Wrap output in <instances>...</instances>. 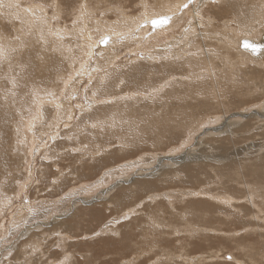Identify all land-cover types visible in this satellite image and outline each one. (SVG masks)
Returning <instances> with one entry per match:
<instances>
[{
  "label": "bare ground",
  "instance_id": "1",
  "mask_svg": "<svg viewBox=\"0 0 264 264\" xmlns=\"http://www.w3.org/2000/svg\"><path fill=\"white\" fill-rule=\"evenodd\" d=\"M185 2L186 0H182V1L181 0L179 1L177 0H0V48L4 50L3 55L0 56V177L4 176L6 173H9L11 176L14 173L20 174L23 172L21 169L22 153H20V155L16 157L14 155L13 156L10 155V145H9V138H11L10 124L14 117L12 115V112L5 110L7 106L6 103L10 100H7V102L3 100L2 98L3 92L1 90L2 87L5 86L6 82L9 85L12 84L13 86L14 80L12 79V77L14 70L16 69L17 71L18 66H20V68L23 69L24 71L23 77L24 79L26 78L25 82H27L30 85L34 86L43 83L45 87H53L56 84L55 82L56 78H54L53 75L50 73H45L42 75L40 70L45 62H49V63L52 62V57L49 55L50 50L48 49V43H50L52 46L54 42L55 48H59L60 44L63 43V36L60 35V33H63L66 30L65 29L60 30L59 28L61 24H66L67 22L71 23L69 27H75V28L78 27L79 29L78 32L76 34H73L72 38L73 39L74 37L79 38L77 39V43L80 44L81 42L83 47V48L81 47V50L84 51L86 46L88 44L90 45V50L88 52L89 55H87L86 58L87 62H90L92 58L96 55L95 51H97L98 49L97 46L98 41L102 40L105 36H108L109 38L121 37L119 42H121L122 44H130L131 48L129 49V53H132L134 55L142 54L143 55L142 61L140 62L131 59L130 61L126 60L123 63L121 62L120 64L117 58L109 57L110 59H114L116 62L114 63L110 59L109 60L111 61V63L110 61L104 62L105 60H103L105 64H103V62H98L97 71L93 75V78L94 79L96 78L95 80H98L100 85H102L103 82L107 81L109 78L113 77L115 79V84L110 85L111 87L108 88L103 87V88L105 89V91L106 90H108V92L112 91L108 95H117V97L110 98L105 101H110V102L113 101L109 103V105L116 103V105L120 107V111H119L120 118L116 120L121 122L124 121L125 125L130 129L129 132H134L136 138L139 139V141L140 139H142L140 141L141 143H143L144 140H147L149 143L157 141L158 131H159L160 132L159 135L163 134L162 138H165L166 141H169L170 144L181 141L182 142L181 147H183L190 139L191 137L190 135L192 134L197 136L204 135L206 133L203 130L204 129L207 130L209 127L217 131L216 133L217 135L220 134L223 135L224 133L226 134L231 133L233 135L235 134V136L238 135L237 138L239 137V142L245 141V143H243L244 144L243 146L237 147L236 151L235 149H233L234 150L233 154L236 153L234 157L228 159V161L225 160L222 161L221 158L223 157H221V155L216 154V157H214V155L211 154L213 152H211V150L208 149V147L211 146L210 143L209 146L207 145L208 147H206L207 143L205 142L206 144H204L203 138L201 137L200 138L201 141H199V137L196 136L197 139L195 141V145H197V147L193 149H191V147L188 148L186 147L187 149L179 153L178 156L175 155L179 151L177 152L172 148L163 155L158 153L155 155L148 156V158H146L147 156H142L146 159H153L150 160V162H153L152 164L155 165L154 166L152 165L153 167L148 170H146V168H137V167L136 170L133 169L134 164H136L137 162L139 163L136 165L148 164V163L146 164L144 162H140L142 160L144 161V159L142 157L140 158L139 154L136 155L134 158L138 157L140 159H136V160H133L132 158H126L128 160L124 159L123 160L125 161L124 163L127 162L124 165H122L123 163H119L113 166L111 164H110L111 166L110 165L105 166L102 170V174H100L99 178L96 181L94 180L97 177L91 183L87 182L88 184H82L83 186L81 187L80 191H78V193L81 195L86 193L87 191H91V193H95L101 188V191H99V193L97 194L98 196L92 199V201H86L85 198H79L78 196L80 195H75L77 193H75L74 196H72L73 193L72 194L69 193L70 195L66 197H72L75 200L78 199L80 202L84 203V205L86 204L88 206L89 205L92 206V209L90 211L92 212L91 215L94 214L96 217L103 215L101 208L103 204L100 205L101 209H95L96 207L93 208L92 205L94 203H96V205H99L102 201H104L106 202L105 205L109 204L111 208H118V207H122L123 204L129 202V206L125 208L124 212L122 211L123 212L122 216H120L119 218H113L111 220H108L106 223H104L102 229L101 228L99 229V231H103V230L105 231L108 229L109 232H115L118 229H115V225L112 224H115V222L119 219L122 218L126 219L133 213H136L138 208L142 207V205H148L151 201L156 202L157 201L156 199L159 198L160 196H164L163 198H165V202H168L170 204L171 196L167 194V192H163V193L161 192L160 195L154 193V191L157 189L156 185L159 184L152 182V179L151 181L146 179H141L140 177L142 176L138 175L137 173L138 170H146L148 172V173L146 172L142 173L144 177H148V176L155 178L157 177L154 180L157 183L165 182L167 178H169L170 176L183 175L186 177L185 182L188 181L186 182L188 184L189 181L193 180L195 177L194 176L195 174H193L191 171L192 169H195L192 167L193 165L192 163H196V162L200 163V161L198 160L201 161L206 160L210 162V165L206 163L209 169L213 168L214 170L215 169L217 170V168L220 167V162H221V165L222 164L224 165H222L218 170L225 171L224 175L222 173L221 175L214 174V176L220 179V178H224L222 177L223 175L226 177V181H229L230 183L233 182L235 184V181L237 179L236 180L233 179V175L235 174L232 173V170L236 169L238 175L236 176L237 178H239V182L235 186L243 185V190L241 188L240 189L244 191L243 192L244 196L242 197L235 196L234 191H232L231 194L217 193L216 195L206 190L205 191L191 190L188 193L185 191L187 194L184 195H186L189 198L191 197V199L197 198L198 200L189 199V201L186 200L187 202L185 203L184 206H179L180 204H178L177 208H175V206L173 208H170V210L175 208L174 211L164 210L163 208L164 206L161 203H158L154 209L152 208L153 210L150 209L149 214H152L154 212L161 213L163 215L162 216L163 227L176 228L174 231L178 230L176 224H178L179 222L184 225L183 227L184 230H189L191 231V233H203V234L204 233L207 234L208 232L218 233L217 235L220 234L221 240H223L222 237L235 238L237 236L238 231L237 229L235 230L232 227L236 226L237 224H240L243 230H247L246 232L256 235L258 241H253V243L254 242L256 244L258 243V247L260 249L259 252L260 254H262L261 256H263L264 258V233L262 235V229H261V224L263 222L260 223L261 221L259 222L256 219L253 222L251 219V217L254 218V216H251L254 211L261 212L262 209L259 208L260 206L257 204L256 201L257 196H255V191L250 186L251 181L246 180L248 179L247 177H249L251 180L255 179V177L258 176V172L259 171L262 172L264 169V139H260V140L256 139V136L257 137L261 136V138H264V13H260L256 11L258 10L264 12V0H219V2H215L212 4H208V3L205 4L204 0H202L201 3V1L198 0L195 6H193L192 8H187L188 10L185 9V12H183L185 16L183 17L180 15L178 16L177 11L180 10L179 6H181ZM202 5H204V8H206V10L208 11L211 10V11L206 12V15L201 14L199 16L198 11L196 13V10L198 6L202 8ZM191 10H195V11H191ZM187 11L189 13L188 16L186 15ZM236 12H241L243 21L240 20L241 17L240 14ZM237 14L239 19L237 17ZM163 16H172L171 23L162 27L158 26L157 27L158 29L156 27L155 28L149 27L151 24V20ZM175 19L177 20V22L175 25H172ZM189 21H192V23H189ZM170 25L174 27H171ZM54 26H56L55 31L50 32V34L55 37L52 43L47 40H42L43 38L42 34L47 30V28H51ZM34 28L35 30L33 31ZM225 29H230L231 31L235 30V33L233 31V34H229ZM97 31H101V34L98 35L96 38L92 37V34ZM30 32L32 33V39L28 41L26 39V34ZM18 36H21L22 39L26 40V44H25L27 47L26 50L29 49L28 52L23 53L22 56L19 58L17 57V51H19L20 49L18 50V47L13 49L15 38ZM80 39H83L84 41ZM19 43L20 42H18V45ZM39 43L41 47L45 46V48L41 49L40 52H38L39 47L36 48V45ZM109 44H114V43L111 42ZM245 44H248L250 46L246 48ZM148 47L153 48L154 50L152 52H147ZM14 51H16V53ZM112 51H114V49H112L110 52ZM29 53H41V56L39 57L28 56ZM108 55L110 56L111 53H108ZM211 55H213L214 59L217 61L223 62L225 61L226 58V60L230 63L238 64L242 68H245L250 71L257 69L259 73L255 75L257 77H253L245 74H238L233 77H230L223 72V69L220 65L216 64V62L213 60V57ZM55 64L56 63L54 62L53 66ZM250 66H252V68ZM178 67L188 72L186 74H181L182 70L178 69ZM32 68H36L39 70V72L35 77H33V79H32V74L29 71V69ZM203 68L206 70H203L202 72ZM90 69L92 70L89 71ZM95 70L96 67L90 65L88 68H85L84 66L81 65V62H78L77 65L74 67V71L72 75L79 74L80 78L78 82L74 81L72 82V84L70 83V89H71V85L72 87L75 86V88L72 89V91H75L76 87H78L77 85L79 84V82L82 81L83 78H85L92 71ZM204 71L208 77H211L210 80L211 82H214L216 79V86L214 89H211L209 87L212 83L206 81V77L203 74ZM198 79H204V81L203 82L199 81V83H197V85L194 87L190 86V84H192L194 81ZM232 80H234L238 85V90L236 91H233L230 88V83ZM34 81L40 84H34ZM146 84L147 87H145ZM128 85L136 86L137 88L134 87L135 89H130L127 88ZM138 86H144V87L141 88ZM97 87H98L97 85H94V88L96 90H98L99 88ZM147 89L149 90L147 91ZM174 92H178L179 95L173 96L172 94ZM249 92L250 94L248 95ZM228 95L230 96L229 98ZM182 96H185V98L181 99L178 102H175L176 99L175 97H182ZM218 100L223 101V104H220ZM105 101L104 102L102 101L101 103L105 104ZM12 103H14V101ZM139 103H142L143 105ZM122 104L124 105L125 108L121 107ZM63 106L64 104H61V107ZM96 106H97L96 109L90 110L89 108L88 109L89 111H86L81 114V117H79V122H78V124L81 125L80 127L83 126L86 127V125H88L94 118L101 117V115L103 114V111L101 109L102 106L101 105H96ZM222 107L224 111L228 112V110H233L234 113L231 114L230 116L229 115L227 117L225 116L226 118L222 123L218 121L216 122L217 120L216 116H218L216 111L221 112ZM240 107H243V110L239 111ZM53 109L54 112L56 113L54 115L52 114V116L58 118L56 123L57 126L59 124V119H60L58 116L61 114L60 113L61 111H58L56 108ZM107 109L110 110L111 106ZM249 110H251L252 114L251 115L245 114V112ZM150 116H152L151 118H156V116L158 118L157 119L158 121L156 120L152 121L154 127H149ZM233 116L237 117L238 119L229 120ZM160 117L172 119V122L167 123L164 120H162V118ZM127 118L131 119L132 123ZM184 119H190L191 123L201 122L198 123L197 129H193L188 135H185L187 136L186 138L180 136L182 129L183 128L185 129L186 127L185 123H182ZM106 120L107 119H105V121L103 122L107 123ZM47 121H49V119ZM110 121H112V119ZM112 124H115V122ZM101 129L103 130V128ZM150 129L152 132H154V133L152 132L150 133L152 139H146L140 137L139 132L146 133L150 131ZM70 134L73 135V132ZM56 135L53 136L52 139H56ZM226 137L227 138L223 137L225 141L226 139L227 140L228 139L230 140L231 138L234 139V137H231V135H230L231 138H229V135ZM59 141H61V139H59ZM235 141L236 140H234V142ZM199 142L201 143L203 142V145H201L202 149L207 148L208 152L207 151L206 152L207 153H209V151L211 152L209 155L205 152V150L198 151L200 147V145L198 144ZM218 142H222V140ZM120 144L122 143L120 142ZM124 144L126 145V143ZM220 144L218 143L219 152L223 148ZM225 144L228 143L226 142ZM237 144L238 143H236L235 145L238 146L239 144L238 145ZM41 145L39 146V148H42ZM216 145L215 147L217 149ZM219 145L222 148L219 147ZM54 146L58 148L60 145L56 143ZM108 146L110 147V145ZM223 146L225 147V145ZM178 148L179 147H176L175 149L180 150V148L179 149ZM212 148H213L212 150H214V145ZM229 148H233V147H229ZM218 149L216 150L217 152ZM41 150H44V147ZM194 151H197V154L196 153L193 154ZM224 153H226V151ZM148 154L150 155L152 153H148ZM89 155L93 156V152H89ZM104 160L102 158L98 159L96 163L105 164ZM79 162L80 161L78 160L79 165L77 166V168H75L76 166L68 167L69 171L66 172L69 173L66 174L62 172L52 173L50 171L51 168L49 167L50 161L43 163L41 164L39 170L36 171V174L37 173L40 174V178L37 180L40 182V184L42 183V181L45 182V184L48 185L46 186V189L53 185H56L59 189L63 190L64 185L67 183L66 176H68L70 173L77 172L76 180L86 177L85 174H82V170L83 168L87 169V167L85 168V165ZM146 162H149V160ZM88 164H90V162ZM121 169H124V171L131 170L132 174L130 175V177H127L129 173L127 175L125 172H123L126 175L122 176L116 174V176H114L115 173L121 172L120 171ZM85 171H88V169ZM27 177L28 179L29 178L33 179V177L30 175L28 176L27 173V175L25 174L24 181H26ZM15 180L17 181V179H15L12 176L11 179L7 178L6 186L3 187L4 192H0V195L1 193L3 195L0 196V198L6 200L5 202H2L0 200V217H2V215L5 216V214L8 212V210L6 208H3V206H5L7 203L9 204V202L11 201L10 199H12V196L14 194L13 193L14 189L17 186ZM130 180L131 182H129L128 185H125L126 181H130ZM109 183H111V185ZM227 183L228 182H226V184ZM230 183L229 186L231 185ZM254 183L259 184L262 187V183H259V181ZM222 184L224 183L222 182ZM22 186L24 191L25 189H28V184L24 185V182H22L19 184V188L17 187L16 191L17 192L20 191ZM229 186H226L225 189L228 190ZM118 187L121 188L117 192L116 194L117 196L112 198L111 197L112 190ZM230 188L235 190V187H230ZM46 189H40L38 192L42 193ZM137 193H139V195H141V193L144 194L143 196L142 195L136 196ZM105 194L106 196H104ZM84 195L82 197H85ZM38 198L39 197H37L36 199ZM108 198H110L111 200H108ZM63 199L59 198L56 199L55 201L53 200L49 202L50 205L48 209L46 207L43 210H38L37 207H33V214L30 215L31 217H27L26 221H29L35 217V222L37 223L34 226L29 227L28 229H18L15 230L14 232L13 231L11 232L13 234H16L15 236L18 237L19 239L23 236L27 237V239L30 238L28 243H26L27 247H25L26 245L23 244H20L21 246H18L21 252V257L17 256V260H20L22 258L21 264L22 263L33 264L34 259L28 257L32 255L38 256V260L43 259V257L46 256V259L48 260L47 261L45 260V263L43 264H66V263L74 264L76 262L78 263V261L75 260V255H76L75 251L73 252L70 249L69 250L64 249L63 245H61L62 242H64L65 240L71 241L70 243L72 244V242L77 241L78 238L73 237L72 235H71L72 237L66 235L60 228L64 229V225L67 228H69L68 225L65 223L61 224L62 220H59V222H55L53 219V215L51 214L53 211H55L58 214H60L59 217L61 218L63 217L64 214L67 213V211L64 208L61 209V204L62 202H64ZM130 199L131 200L133 199L131 205H130L131 202ZM75 206L76 205H74V207ZM70 207L71 206H69L68 208ZM170 207L172 206L170 205ZM74 213L75 212H73V214ZM10 216L11 218L14 217L13 214ZM136 216L134 215L131 217H136ZM137 219L138 218L136 219L130 218L129 223L132 224L133 222L134 224L131 232L125 231V234L122 233L120 235L121 239L120 240L117 239L118 247H120L121 250L122 248H127V250L128 248H130L128 251L130 253L132 246L131 245L129 246V242L134 241L137 235L143 238L141 239L140 241L141 243L139 244L142 243L149 244L152 242L163 243L167 241V238H163L161 236V233L159 232L157 235L154 236V238H148L142 235V231L138 229L139 224ZM194 222H196L195 223L196 225H193ZM108 223L111 224L112 226L111 225L108 226L107 225ZM18 224H19L18 221L14 218L12 226L16 227L18 226ZM167 224L171 226H167ZM1 225L2 224L0 222V229H2ZM205 225L207 227H204ZM12 226L10 227L12 228ZM131 227L132 226L130 225V228ZM36 231H39L40 234H37ZM212 235L214 234H211V237ZM16 237H14V239H18ZM201 237H204V235H202ZM117 238L119 237L117 236ZM207 239L204 237L201 239V241ZM8 240L10 241V239ZM91 240H94V238ZM45 242L47 243L45 244ZM106 242L107 241H105V243L102 242L101 244H106ZM241 242H244V240H242ZM1 245L2 244H0V247ZM251 245L247 244L244 246H248L249 249H251L250 248ZM68 246L71 247V245ZM133 246L135 245L133 244ZM50 247H54V250L60 249V251L63 249L64 256L63 257L59 256L58 258L56 256H52L51 251L49 250ZM15 248H17L16 244H15ZM13 249H14V245L12 247H1L0 255L2 254L3 256L7 257L8 255H10V253L12 252L11 250ZM242 250L245 249L243 248ZM78 252L80 253V251ZM55 254L56 253H53V255ZM66 254L67 256H65ZM90 254L92 253L90 252ZM2 255L1 257H3ZM249 255H251V253ZM80 256L85 257L84 258L85 263L86 261H88V259H90V258L87 259L86 256L88 255L85 254L83 255L80 253ZM177 257L179 258L181 256L179 255ZM115 258L117 257L115 256ZM131 258H127V257L124 258V264H134L136 257L132 259ZM201 258L204 257L200 254L196 258H186V260L189 262L196 260V262H198ZM206 258L211 259L212 257L206 256ZM220 258L222 261H224L222 264L227 263L225 262L226 259L231 260L230 263L232 264H247L245 262L240 261V259L232 255V253L227 254L226 257L222 255V257ZM1 261L7 262L5 260H2V258H0V264H3L1 263ZM108 261H106V263ZM200 261H202V259Z\"/></svg>",
  "mask_w": 264,
  "mask_h": 264
},
{
  "label": "rangeland",
  "instance_id": "2",
  "mask_svg": "<svg viewBox=\"0 0 264 264\" xmlns=\"http://www.w3.org/2000/svg\"><path fill=\"white\" fill-rule=\"evenodd\" d=\"M177 1H179V0H177ZM200 1L202 3V0H200ZM204 1H205V4H207V3L212 4L211 0H204ZM197 2H198V0H194V2L192 4H190L188 8H192L193 6L196 5ZM216 2H219V0H216ZM191 11H195V10H191ZM197 11H198V14L200 16L201 14L206 15V12H210L211 10L210 11L206 10V8H204V5H202V8L199 6L197 7L196 13H197ZM256 11L260 12V13H264V12H261L258 10H256ZM183 12H185V9L183 11H180V10L177 11L178 16L179 15L182 17L185 16L183 14ZM236 13L240 14V16H241L240 20L243 21V17H242L241 12H236ZM186 15L187 16L189 15L188 11H187ZM237 17H238V14H237ZM238 19H239V17H238ZM176 22H177V20L175 19L174 23L172 25H175ZM189 23H192V21H189ZM70 24H71L70 22H67L66 24H61V26L59 28L60 30H64V29L66 30L63 33H60V35L63 36V43L60 44L59 48H55L54 42H53L52 46L50 43H48V49L50 50L49 55L52 57V62H50V63L45 62L42 65V68L40 70L42 75L45 73H50L53 75L54 78H56L55 79L56 84L53 87H45L43 83L40 84V83H37L36 81H34V84H40V85H34L33 86V85L28 84L27 82H25L26 78L24 79V77H23V72H24L23 69H21L20 66H18L17 71H16V69L14 70L13 77H12V79L15 81V87H13L12 84L9 85L6 82L5 86L2 87V89H1L3 92V96H2L3 100H5L6 102H7V100H10L6 103L7 106H6L5 110L12 112V115L14 117L11 124H10V127H11L10 128L11 138H9L10 155L11 156L14 155L16 157V156L20 155V153H22V160H21L22 168L21 169L23 171L20 174L14 173L13 175H11L15 179H17V181L15 180L17 186L14 189V192H13L14 194L12 196V199H10L11 201L9 202V204L7 203L5 206H3V208H6L8 210V212L6 210L7 213L5 214V216L2 215V217H0V222L2 224L1 225L2 229H0V234H1L0 235V244H2L1 247H12L14 245V249L11 250L12 252L10 253V255H8L7 257L3 256L2 254L1 255L3 257H1V255H0V258H2V260L7 261V262L1 261V263H3V264H21L22 258L20 260H17V256L21 257V252H20V249L18 248V246H21L20 244L26 245V243H28L30 238L27 239V237L23 236V237H21L22 239L21 238L19 239L18 237L15 236L16 234H13L11 232L12 231L14 232L15 230H18V229H28L29 227H32L37 223V222H35V217L29 221H26V218L31 217L30 215L33 214V207H37L38 210H43L46 207L48 209L49 205H50L49 202H51L53 200L55 201L56 199H59V198L63 199L65 197L63 199L64 202H62V204H61V209L64 208L67 211V213L64 214L63 217H61V218L59 217L60 214H58L55 211H53L51 214L53 215V219L55 222H59V220H62L61 224L65 223L68 225L69 228H67L65 225H64V229L60 228L66 235H69V236L72 235L73 237L78 238V240H77L78 242L74 241L71 244L70 243L71 241L65 240L61 244V245H63L64 249H67V250L70 249L73 252L75 251V254H76L75 260L78 261V263L76 262L74 264H115V263L116 264H124V258H126V257L127 258L136 257L135 262L133 261L134 264H149V263L150 264H222L224 261H222L220 257H222V255H224L226 257L227 254H229V253L230 254L232 253V255L238 257V259H240V261L245 262L247 264H264V261H263L264 258H263V256H261L262 254H260V252H259L260 249L258 247V243L257 244L255 242L253 243V241H258L256 235L249 233V232H246L247 230H243V228L241 227L240 224H237L236 226L232 227L235 230L237 229V231H238L237 236L235 238L222 237V239L224 240L223 241V240H221L220 234L217 235L218 233H212V232H208L209 234L208 233L207 234L206 233H204V234L203 233H191V231H189V230H184L183 229L184 225L179 223V222H178V224H176L177 229H178L177 231H174L176 228L163 227V225H162V216L163 215L161 213L154 212L152 214H149L150 209H152V208L154 209L158 203H161L164 206L163 207L164 210L174 211L175 208L178 207V204H180L179 206H184L185 203L187 201H189V199L190 200H198L197 198L191 199V197L189 198L186 195H184V194H187L191 190H194V191H197V190L205 191L206 190V191H210L212 194H215V195L217 193H219V194H223V193L231 194L232 191H234L235 196H238V197L244 196L243 195L244 191H242L243 185L235 186L239 182V178H237L238 175H237L236 169L232 170V173L235 174V175L232 174L233 179L234 180L237 179L235 181V184L232 182L234 186L229 181H226V177L223 176L225 171L218 170L224 164L221 165V162H220V167L217 168V170L216 169L214 170L213 168L209 169L207 167L206 163L210 165V162H208L206 160H204V161L198 160V161H200V163L199 162L192 163L193 164L192 167L195 169H192L191 171L193 174H195L194 175L195 177L193 180L189 181L188 184L186 183L188 181L185 182L186 177L183 175H181V176H170L163 183L155 182L154 180L157 177L156 178L150 177V176L144 177L142 175L143 172L148 173L146 170L151 169L155 165V164L154 165L152 164L153 162H150V160H153V159H146V158H148V156L155 155L158 153L163 155L164 153H167L169 150H171V148L177 152L179 151L175 155V156H178L179 153L183 152L188 147H191V149L197 147V145H195V141H196L197 137H199V141H201L200 140L201 137L203 138L204 144L207 143L206 147L209 146V143L211 144L212 147L214 145V150H212L213 148L211 146H209L210 148L208 147V149L211 150V152H213V153H211L210 151H209V153H207L208 149L207 148L202 149V147H201V145H203V142L202 143L199 142L198 144L200 145V147H199L198 151L199 150L200 151L205 150V152L207 151L206 153L208 155L211 153L214 155V157H216V154L221 155V157H223V158L220 157L222 159V161L223 160L228 161V159H231L232 157H234V155L236 153L233 154L234 153L233 149H235V151H236V148L239 146H243L244 145L243 143H245V141L239 142V137L237 138L238 135L235 136V134L233 135L231 133H227V134L224 133L223 135L222 134L217 135L216 134L217 131H215L213 128L209 127L207 130H205V129L203 130V131H205L206 134H204V135H206V136H204V135H198L197 136V135L192 134V135H190L191 137L187 141L186 145L183 147H181V144H182L181 141H179L177 143L170 144L169 141H166L165 138H162L163 134L159 135L160 134L159 131H158V140L157 141L149 143L147 140H144V142L141 143L140 141L142 139H140V141H139V139L136 138V135L134 134V132H129L130 129L125 125L124 121L121 122V121L116 120V119L120 118L119 117L120 107L118 105H116V103L109 105V103H111L113 101H111V102L105 101V100H108L110 98L117 97V95H108L112 91L108 92V90L105 91V89L103 88V87H105V88L111 87L110 85L115 84V79L113 77L109 78L107 81L103 82L102 85H100L99 81L95 80L96 78L95 79L93 78V75L97 71V63L98 62H103V60H105L104 62H108L110 60L113 61L114 63L116 62L114 59H110V58H117L120 64H121V62L123 63L126 60L130 61L131 59H134L136 61L141 62L143 59V55L142 54L134 55L132 53H129V49L131 48V45L130 44H122L121 42H119L121 37H113V38L109 39V42L107 43V45L101 44L100 43L101 40L98 41L97 42L98 49H97V51H95L96 55L92 58V60L90 62H87L86 58H87V55H89L88 52L90 50V45L88 44L84 51L81 50V47H82L81 42H80V44L77 43V39H79V38H75V37H74V39L72 38V35L76 34L79 29H78V27H76V28L75 27H69ZM172 25H170V26L174 27ZM56 26L51 27V28H47V30L42 34V37H43L42 40H47V41L52 43V41L55 39V37L52 36L50 34V32L55 31ZM149 27H153L152 24H150ZM157 29H156V31H157ZM34 30H35V28L33 29V31ZM225 30L229 34H233V31L235 33V30H233V31H231L230 29H225ZM100 34H101V31L94 32L92 34V37L96 38ZM26 39L28 41H30V39H32V33L31 32L26 34ZM80 40H83V39H80ZM18 42H20L19 45H18ZM21 42L23 43V45ZM64 42H66V43H64ZM111 42H113L114 44H109ZM40 43H42V42H40ZM40 43L36 45V48L39 47L38 52H40L41 49L45 48V46L41 47ZM25 44H26V40L22 39L21 36H18L15 38L13 49H15L17 47H18V50L20 49L19 51H17V57L18 58L21 57L23 53L29 51V49L26 50L27 47ZM72 44H75V45H72ZM22 47H23V49H22ZM112 49H114V51L110 52ZM153 50H154L153 48H150V47L147 48V52H152ZM14 52L16 53V51H14ZM108 53H111V55L109 56ZM28 56L39 57V56H41V53H29ZM211 56L213 57V55H211ZM213 60L216 62L217 65H220L223 69V72L230 77H233V76L238 75V74H245V75L257 77L255 75H257V73H259V71L257 69L250 71V70H247L245 68H242L238 64L230 63L226 60V58H225V61H223V62L215 60L214 57H213ZM111 61H110V63H111ZM54 62L56 64L53 66ZM78 62H81V65L84 66L85 68H88L90 65L93 67H96V70L92 71L88 76L83 78V80L80 81L79 84L77 85L78 87H76V90L72 91V89L75 88V86L72 87V85H71V89H70V83L72 84V82H74V81L78 82L79 78H80L79 74L72 75V73L74 71V67L77 65ZM104 62H103V64H105ZM250 67L252 68V66H250ZM178 69H181V68L178 67ZM91 70L92 69H90L89 71H91ZM203 70H206V69L203 68L202 72H203ZM29 71L32 74V79L39 72V70L36 68L29 69ZM187 72L188 71L182 70L181 74H186ZM203 74L206 77V81L211 82L210 81L211 77H208L205 74V71ZM70 77H72L71 80H70ZM199 81L203 82L204 79H198V80L194 81L192 84H190V86H192V87L196 86L197 83H199ZM211 83L212 84L209 87L211 89H214L216 86V79L214 82H211ZM94 85H97L99 87V88L97 87L98 90H96L94 88ZM100 87L104 90H102ZM134 87L137 88L136 86H130V85H128L127 88L135 89ZM138 87L142 88L144 86H138ZM145 87H147V84ZM230 88L233 91L238 90V85L234 80L231 81ZM148 90L149 89H147V91ZM99 91H101L102 93ZM12 93H14V94H12ZM249 94H250V92L248 93V95ZM172 95L173 96L179 95V93L174 92ZM6 96H7V98H6ZM73 97H75V98L73 99ZM229 97L230 96L228 95V98ZM175 98H176L175 102H178L181 99L185 98V96L175 97ZM34 100L36 101V103ZM13 101H14V103H12ZM68 101H69V103H68ZM102 101L103 102L105 101V104L104 103L102 104L101 103ZM218 101L220 102V104H223V101H221V100H218ZM95 102H97V103H95ZM38 103H40V104H38ZM61 104H64V106L61 107ZM139 104L143 105L142 103H139ZM96 105L102 106L101 107V109L103 111L102 115H104V116L101 115V117L94 118L88 125H86V127H84V126L80 127L81 125L78 124V122H79V117H81V114L86 112V111H89L88 110L89 108H90V110L96 109L97 108ZM55 106H57V107H55ZM110 106H111V109H110L111 112L109 109H107ZM121 107L125 108L123 104L121 105ZM53 108H56L58 111H61L60 112L61 114L58 116L60 118L59 124L57 125L58 127L56 126L58 118L55 116L54 117L52 116V114L54 115L56 113V112H54ZM9 109H11V110H9ZM241 110H243V107L239 108V111H241ZM216 113L218 115V116H216L217 117L216 122L218 121V122L222 123L225 120V118L228 115L230 116L231 114H233L234 111L228 110V112H226L223 110V107H222L221 112L216 111ZM245 114L251 115L252 114L251 110L246 111ZM110 116H112V117H110ZM33 117H35L34 120H33ZM151 117L152 116L149 117V119H150L149 120V123H150L149 127H154L152 124V121H155V120L158 121L157 120L158 118H157V116H156V118H151ZM104 118L107 119L106 120L107 123L103 122V121H105ZM110 118L112 119V121H110L111 120ZM160 118H162V117H160ZM46 119L47 120L49 119V121H47ZM113 119H115L116 121ZM127 119L131 122V119H129V118H127ZM237 119H238L237 117L233 116L229 120H237ZM162 120H164L167 123L172 122V119H168V118H162ZM111 122L112 123L115 122V124H112ZM46 123H47V125H46ZM182 123H185L186 127H185V129L184 128L182 129L180 136L186 138L187 136H185V135H188L193 129H197L198 123H201V122L191 123L190 119H184V121H182ZM48 124H49V126H48ZM92 125H95V127H93ZM72 128H74L76 130H74ZM101 128H103V130ZM30 130H32V131H30ZM70 130H72V131H70ZM84 130H87V131H84ZM72 132H73V135L70 134ZM151 132H152L151 129H150V131L146 132L148 134H146L145 132H139L140 137H143L146 139H152L151 134H150ZM152 133H154V132H152ZM55 135H56V139H52V137ZM228 135H229V138L234 137V139L233 138H231L230 140L228 139L229 142L227 139L225 141L224 138H227L226 136H228ZM230 135H231V137H230ZM259 137L256 136V139L257 140L264 139V138H261V136H259ZM59 139H61V141H59ZM221 140H222V142H218ZM234 140H236V141L234 142ZM116 141H118V142H116ZM64 142H66V143H64ZM120 142L122 144H120ZM224 142L225 143L227 142L228 144H225ZM233 142L235 144L238 143L239 145L237 144L238 146H236ZM54 143L55 144L57 143L60 146L57 148L56 146H54L55 145ZM124 143H126V145ZM212 143H214V144H212ZM218 143L219 144L221 143L220 145L223 147L222 148L219 145V147L222 148V150H220V152L218 149ZM64 144H67V145H64ZM40 145L42 146V148L44 147V150H41L42 148H39ZM108 145H110V147ZM215 145L217 146L218 152L216 151L217 149H216ZM223 145H225V147ZM176 147H179V148L181 147V148H180V150H177V149H175ZM229 147H233V148H229ZM11 148H13V149H11ZM228 148H229V150H228ZM49 149H51V150H49ZM223 151L224 152L226 151V153H224ZM89 152H93V156H90ZM148 153H152V154L149 155ZM194 153L197 154V151H194L193 154ZM56 154H58V155H56ZM138 154H139L140 158L142 156H147L146 158L142 157L144 159V161L142 160L140 162H144V163H146V164L148 163V164L147 165H142V164L136 165L139 163V162H137L136 164H134L133 169L136 170V167L137 168H146V170H138L137 171L138 175L142 176V177H140L141 179H146L149 181H151V179H152V182L159 184V185H156L157 189L154 191V193L160 195L161 192L162 193L167 192V194H169L171 196L170 204L168 202H165V198H163L164 196H160L159 198L156 199L157 200L156 202L151 201L150 203H152V204L149 203L148 205H142V207H139L138 210L136 211V213H133L132 215L127 217L128 219L126 218L127 220L125 218L124 219L122 218V219L117 220L115 222V224H112V225H115V229H118L117 231L109 232L108 229L105 231L103 230L104 232L99 231V229L100 228L102 229V227L104 226V223H106L108 220H111L113 218H119L120 216H122L125 208L129 206V202L123 204L122 207H118L119 209L118 208H111L109 206V204L105 205L106 202H104V201H102L99 205H96V203H94V204H92L93 208H95V207H96L95 209H101L102 208V212H103L102 216L96 217L94 214L91 215L92 212H90V211L92 209V206H90V205L88 206L86 204L84 205V203L80 202L78 199H76L77 200L76 201L74 198L66 197V196H68L72 193H73L72 196H74L75 193H77L75 195H80L78 193V191H80L81 187L83 186L82 184L91 183L97 177L94 180V181H96L99 178L100 174H102V170L105 166H109L110 164L113 166V165H116L119 163H123L122 165H124L127 162L124 163L125 161H123V160L124 159L128 160L126 158H132L133 160L140 159L138 157L134 158ZM223 155H225V156H223ZM57 157H59V158H57ZM101 158L103 160L105 159L104 160L105 164H99V163L97 164L96 163L97 160L101 159ZM182 159H183V157H182ZM182 159H180V160H182ZM78 160L80 161L79 163H83V165H85V168L87 167V169H88V171H85L87 169H84V168L82 170V174H85L86 177L81 178L79 180H76L77 172L70 173L68 176H66L67 183L64 185L63 190L59 189L56 185H53V186L47 188L48 189L47 190L46 186H48V185H46L45 182H43V181L40 184V182L37 180L40 178V174H38V173L36 174V171L39 170L41 164H43V163L50 161L49 167L51 168L50 171L52 173H54V172H57V173L60 172L61 173L62 172V173L66 174V173H69V172H66V171H69L68 167H75L76 166L75 168H77V166L79 165ZM148 160L150 163L146 162ZM89 162H90V164H88ZM154 163H155V161H154ZM224 163H226V162H224ZM88 167H90L92 169V171ZM196 168H197V170H196ZM124 169H121L120 170L121 172L115 173L114 176H116V174L124 176L126 174L128 175V173H129V175L127 177H130V175L132 174V171L131 170H129V171L125 170L124 171ZM89 171H90V173H89ZM123 172H125L126 174ZM262 172L259 171L258 176L255 177V179L251 180L249 177H247L248 179H246V180L251 181L250 186L255 191V196H257L256 197L257 204L260 206L259 208L262 209L261 212H257V211L253 212L252 211L253 213L251 216H254V218L251 217V219L253 222L255 219L259 222L261 221L260 223L263 222L261 224L262 235H263V233H264V231H263V229H264V193H263L264 192V178H263L264 177V169ZM27 173H28V176L30 175L33 177V179L29 178L30 181H29L28 177H27L26 181H24L25 180V174L27 175ZM222 173H223L222 177H224V178L219 179L218 177L214 176V174L221 175ZM11 176L9 173H6L4 176L0 177V192H4L3 187L6 186V179L7 178L11 179ZM132 179H134V178H132ZM222 179H223V181H222ZM224 179H225V181H224ZM131 180L126 181L125 185H128V183L131 182ZM258 181H259V183H262V187H261V185L254 183V182H258ZM22 182H24V185L28 184V189H25V191H24L23 186H22L20 191L17 192L16 191L17 187L19 188V184ZM190 182H192V183H190ZM222 182L224 184H222ZM226 182H228V183L226 184ZM229 183L231 184L230 186H229ZM109 184L111 185V183H109ZM41 186H43L44 188ZM226 186H229L228 190L225 189ZM230 187H235V190H237V191L231 189ZM39 188L40 189H46V190H44L42 193H39L38 192L40 190ZM120 188L118 187V188L113 189L112 190V196H111V194H110V196L112 198L116 197L117 196L116 194L120 190ZM236 188H238V189H236ZM99 191H101V188L95 193H91V191H87L86 193L83 192L84 194H87V195L81 194L78 197L79 198H85L86 201H92V199H94L98 196L97 194L99 193ZM234 192H233V195H234ZM8 193H10V192H8ZM143 194L144 193H141L142 196H143ZM83 195L85 197H82ZM137 195L141 196V195H139V193H137L136 196ZM0 196H3L2 193ZM104 196H106V194ZM179 196H180V198H179ZM37 197H39V198L36 199ZM41 198H42V200H41ZM119 198H121V197H119ZM133 199H134V197H133ZM0 200L2 202L6 201V200H3L2 198H0ZM25 200L27 201V203H25ZM108 200H111V199L108 198ZM132 200L130 199V201H131L130 205L132 204ZM101 204H103L102 207L100 206ZM74 205H76V206L74 207ZM170 205L172 207H170ZM69 206H71V207L68 208ZM106 206H108V207H106ZM174 206H175V208L170 210V208H173ZM165 207H166V209H165ZM73 212H75V213L73 214ZM12 214L14 217L11 218L10 215H12ZM134 215L135 216L137 215V216L131 217ZM110 216H111V218H110ZM14 218L19 223L18 226H16V227L12 226ZM130 218H133V219L138 218L137 219L138 224H139V225L137 224L138 229H140V231H142V235H144L145 237L154 238V236L157 235L159 232V233H161V236L163 238H167V241L163 242V243H153L152 242L149 244H146V243L139 244V243H141L140 241L143 238H141L139 235H137L135 240H134L135 242L134 241L129 242V246L130 245L132 246L130 253L128 252L130 248H128V250H127V248H122V250H121V248L118 247L117 241L121 239L120 235L122 233L125 234V231L131 232L134 224H133V222H132L133 225L131 223H129ZM2 221H3V223H2ZM127 221L129 223V225H128ZM195 223L196 222H194L193 225H196ZM107 225L110 226L111 224L108 223ZM130 225L132 226L131 228H130ZM10 226H12V228ZM167 226H171V225L167 224ZM125 227H127V228H125ZM204 227H207V226L205 225ZM119 228H121V229H119ZM109 229H110V227H109ZM185 229H187V228H185ZM182 230H184V231H182ZM248 231H249V229H248ZM36 232H37V234H40L39 231H36ZM95 233H97V234H95ZM164 233H166V234H164ZM201 234L204 235V237L206 239L207 238L208 239L201 241V239L204 238V237H201L202 236ZM211 234H214V235H212V237H211ZM12 235H14V236H12ZM117 236L119 238H117ZM199 236L201 237V239ZM14 237H16L18 239H14ZM93 238H94V240H91ZM226 238H228L229 240ZM8 239H10V241ZM114 239H115V242H114ZM199 239H200V241H199ZM195 240H196V242H195ZM242 240H244V242H241ZM105 241H107L106 244H101L102 242L105 243ZM47 242H45V244ZM52 242H54V241H52ZM97 242H98V244H97ZM223 242H225V243H223ZM15 244H16L17 248H15ZM67 244L71 245V247L68 246ZM133 244L135 246H133ZM247 244H250V245L253 244L250 246L251 249H249L248 246H244ZM94 246L96 249L94 248ZM252 246H253V248H252ZM1 247H0V250H1ZM25 247H27V245ZM117 247H118V249H117ZM51 248H52V250H51ZM105 248H107V249H105ZM243 248L245 250H242ZM115 249H117V250H115ZM49 250L51 251L52 256H56L57 258L59 256H62V257L64 256L63 249L60 251V249L54 250V247H50ZM112 250H113V252H112ZM118 250H119V252H118ZM249 250H252V251H249ZM256 250H258V251H256ZM78 251H80V253L83 255L84 254L88 255V256H86V258L87 259L90 258V259H88V261H86V263H85L84 262L85 257H81L80 253ZM243 251H244V253H243ZM52 252L56 253V254L53 255ZM90 252L92 254H90ZM113 253H115V254H113ZM133 253H134V255H133ZM250 253H251V255H249ZM200 254L204 257V258H201L202 261H200L201 259L198 262H196V260H193L190 262L186 260V258H196ZM179 255L181 257L178 258L177 256H179ZM65 256H67V254ZM115 256L117 258H115ZM206 256H211L212 258L207 259ZM250 256H252V257H250ZM257 256H258V258H257ZM260 256H261V258H260ZM28 257L34 259L33 264H36V262H37V264H40V263L43 264V263H45V260L46 261L48 260V259H46V256L43 257V259H40L41 261L38 260V256H35V255L28 256ZM111 258H112V260H111ZM42 260H44V261H42ZM155 260H156V262H155ZM81 261H82V263H81ZM106 261H108V262L106 263ZM225 262H227L226 264H232V263H230L231 260H229V259H226ZM66 264H69V263H66Z\"/></svg>",
  "mask_w": 264,
  "mask_h": 264
},
{
  "label": "snow or ice",
  "instance_id": "3",
  "mask_svg": "<svg viewBox=\"0 0 264 264\" xmlns=\"http://www.w3.org/2000/svg\"><path fill=\"white\" fill-rule=\"evenodd\" d=\"M194 2V0H186L185 3H183L181 6H179L180 8V11H183L184 9H187L189 7L190 4H192ZM212 3H215L216 0H211ZM172 21V16H163V17H160V18H156V19H153L151 20V24L152 26L155 28V27H162V26H166L168 24H170ZM75 23V22H74ZM143 26V25H141ZM62 38V37H61ZM109 37L105 36L101 41L100 43L101 44H104V45H107V43L109 42ZM250 45L248 44H245V47H249ZM3 52L4 50L2 48H0V56L3 55ZM71 79V77H70ZM13 87H15V81H13ZM75 97H73L74 99ZM33 119H35V117H33ZM93 127H95V125H92ZM25 203H27V201L25 200Z\"/></svg>",
  "mask_w": 264,
  "mask_h": 264
},
{
  "label": "crops",
  "instance_id": "4",
  "mask_svg": "<svg viewBox=\"0 0 264 264\" xmlns=\"http://www.w3.org/2000/svg\"><path fill=\"white\" fill-rule=\"evenodd\" d=\"M157 28V27H156Z\"/></svg>",
  "mask_w": 264,
  "mask_h": 264
}]
</instances>
